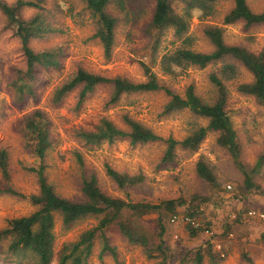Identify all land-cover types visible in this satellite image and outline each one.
<instances>
[{
    "label": "rangeland",
    "instance_id": "374dc122",
    "mask_svg": "<svg viewBox=\"0 0 264 264\" xmlns=\"http://www.w3.org/2000/svg\"><path fill=\"white\" fill-rule=\"evenodd\" d=\"M2 1L13 4L16 0ZM170 1L173 12L183 16L187 27L181 35L176 34L172 26L164 29L157 37L159 46L153 53L156 36L150 22L156 0H109L106 9L116 18L110 57L104 56L101 43L92 36L96 17L82 0H45L42 10L21 8L19 15L22 18H30L39 12L45 21L61 28V31L29 41V46L35 50L63 48L60 66L36 68L33 80L22 74L26 62L20 39L15 34V27L0 10V149L7 152L9 173L4 180L0 172V187H11L18 192L0 193V229L7 226L9 219L27 215L38 208L29 196L38 192V177L30 168L37 167L39 162L33 153L31 139L25 134L24 122L30 113L39 109L49 119L52 139L43 160L44 174L59 195L74 201L83 200L82 181L95 174L100 189L111 197L150 204L175 201L174 212L165 207L140 215L123 210L105 227L104 232L115 247L120 264H197V250L203 252L202 264H210L207 248L213 246L211 241L216 239L225 250L224 257L221 256L223 264H249V261L264 264V237L257 236L264 234V220L244 216L249 209L264 212V105L237 89L239 84L251 82L252 74L239 60L231 57L201 68L177 69L173 75L163 73L158 65L162 53L174 49L186 38L190 40L191 49L212 51L214 46L204 32L207 26L220 27L226 44L239 45L257 53L264 48V22L246 25L243 20H237L224 23V16L233 7L232 0L209 3L212 12L208 15L190 8V0ZM246 2L254 12L264 10V0ZM142 62L148 64L171 90L183 94L188 85H193L195 93L208 103L217 96L216 85L210 76L218 74L224 64L234 65L235 77L223 82L227 91L225 109L239 145L236 160L217 143L218 132L209 130L196 149L177 145L172 160L162 161L166 138L179 141L208 122L187 108L165 113L164 105L169 97L162 90L123 93L117 101L111 102V83L95 85L82 99L79 97L82 85H77L59 101L54 100L55 90L71 79L78 69L138 82L145 79ZM23 84H31L34 94L20 97L16 87ZM124 115L139 121L161 139L132 145L128 138H118L111 143L103 141L94 145L84 143L77 134L79 130L93 129L103 117L126 129ZM76 154L81 155L82 163ZM258 159L260 163L256 166ZM199 160L212 171L214 183L197 174ZM106 164L122 173L141 174L143 178L134 185L120 188L106 174ZM245 172L251 174L252 185L246 182ZM227 184L231 189L226 188ZM107 212L85 215L68 225L63 223L59 212H54L52 264H57L65 244L78 240L82 231L95 228ZM189 212L210 226L211 236L202 232L190 235L186 225L170 221L171 213L184 215ZM159 218L164 230H161ZM122 219L135 220L149 235L152 256H147L141 245L129 242L120 232L118 221ZM11 240L9 236L0 239V264H33L32 260L8 251ZM101 247L102 238L97 231L88 264H116L111 254H100Z\"/></svg>",
    "mask_w": 264,
    "mask_h": 264
},
{
    "label": "trees",
    "instance_id": "16d2710c",
    "mask_svg": "<svg viewBox=\"0 0 264 264\" xmlns=\"http://www.w3.org/2000/svg\"><path fill=\"white\" fill-rule=\"evenodd\" d=\"M44 1L16 0L15 3L8 4L0 0V10L7 17L8 22L15 27V34L20 39L26 62V69L22 74L29 80L34 79V72L38 67H59L61 63L60 58L63 55V48L61 46L49 47L42 50H35L29 46V41L33 38H41L47 34L61 31V28L52 26L50 22L45 21L39 12L27 19L19 15V11L24 7L42 10L44 8ZM82 1L90 13L96 17V29L92 36L97 38L101 43L104 56L110 57L114 43L116 18L106 9L109 0ZM213 1L215 0H190L188 5L190 8L198 9L204 15H208L212 12L209 3ZM232 1L233 7L224 16V23L243 20L246 25H251L264 22V10L261 12L252 11L246 0ZM169 26L174 28L176 34L181 35L187 27V22L183 16L173 12L170 0H156L150 22V28L156 36L153 42V53L157 51V47L159 46L157 37ZM204 32L214 46L212 51H195L190 48V40L186 38L180 45L174 49L165 51L159 56L158 65L161 71L165 74L173 75L177 72V69H184L188 66L201 68L225 57L235 58L242 63L253 77L251 82L239 84L237 86L238 91L252 95L258 103L264 105V48L254 53L239 45L226 44L222 37V29L217 26H207ZM141 65L145 79L138 82H133L122 77H107L85 69H78L71 79L62 83L55 90L54 100L59 101L77 85H82L79 93V97L82 99L95 85L111 83V102L117 101L123 93L162 90L169 97L164 105L163 111L165 113L187 108L191 112L205 117L208 121L206 126H199L179 141L172 137L166 138V149L162 161L172 160L177 145L190 150L196 149L209 130L217 131V143L225 147L235 160L238 158L239 145L236 130L225 109L227 91L223 82L235 77L236 70L233 64H224L218 72L220 76L214 73L210 76L211 81H213L217 88V96L212 103L204 102L195 93L193 85H188L183 94L176 93L158 79L148 64L142 62ZM16 90L20 93V97H23L24 94H34L31 84L17 85ZM123 121L127 126L126 129L117 127L112 121L103 117L93 129L79 130L77 134L84 143L94 145L103 141L111 143L118 138H128L132 145L145 144L161 139L151 129L128 115L123 116ZM24 130L28 139L32 141L33 153L39 162L37 167L30 168L38 177V192L29 196L30 201L38 205V208L27 215L9 219L7 226L0 229V239L6 236L12 238L8 245V251L13 255L32 260L33 264H52L54 212H59L63 223L68 225L82 216L109 211L95 228L82 231L78 240L64 245L62 252L58 256L57 264H66L68 261L71 264H88L87 259L91 253L93 240L97 231H100V237L102 238L100 254L109 253L116 260V264H120L116 258L115 247L110 244L104 229L121 211L128 210L139 215L158 211L162 207L167 208L171 212L175 211V201L173 200H167L161 204H150L111 197L100 189L95 174H90L82 181L81 191L84 195L83 200L74 201L59 195L55 192L52 184L47 181L44 174L45 166L43 160L47 150L52 145L49 119L44 112L36 109L25 118ZM76 156L78 161L82 163L81 155L76 154ZM259 163L260 160L258 159L256 166ZM196 170L202 179L210 183L215 182L212 171L202 160L197 162ZM105 171L120 188L134 185L143 178L141 174L129 175L119 172L108 164L105 165ZM0 172L2 178L6 180L9 173L7 152L3 148L0 149ZM244 175L246 182L252 185L251 174L245 172ZM0 193L18 194L11 187H0ZM172 215L173 213H171ZM187 215L196 217L192 212H189ZM159 225L162 228L161 230H164L161 218H159ZM186 226L187 232L190 235H195L199 232V229ZM118 227L129 242L141 245L145 249L146 255L152 256L149 235L138 226L135 220H119ZM211 243L213 242L211 241ZM207 255L210 259V264H221V257L213 251L212 245L208 246ZM202 260L203 252L197 251L195 256L196 263L202 264Z\"/></svg>",
    "mask_w": 264,
    "mask_h": 264
},
{
    "label": "built area",
    "instance_id": "2783aa9c",
    "mask_svg": "<svg viewBox=\"0 0 264 264\" xmlns=\"http://www.w3.org/2000/svg\"><path fill=\"white\" fill-rule=\"evenodd\" d=\"M227 189H231V185H226ZM247 216L249 217H256L258 219L264 220V212L262 211H256L254 209H249L246 212ZM170 221L172 223L181 222L183 225H188L193 228L199 229V232H202L208 236L212 235V229L210 226L205 225L202 221H200L198 218L184 214V215H177L173 214ZM214 243V241H212ZM215 248L220 252V256H224V252L222 251V246L219 242L214 243Z\"/></svg>",
    "mask_w": 264,
    "mask_h": 264
},
{
    "label": "crops",
    "instance_id": "0c3cea01",
    "mask_svg": "<svg viewBox=\"0 0 264 264\" xmlns=\"http://www.w3.org/2000/svg\"><path fill=\"white\" fill-rule=\"evenodd\" d=\"M262 212H263V211H262ZM245 215L247 216V214H244V216H245ZM247 217H248V218H253V219H258V218H256V217H249V216H247ZM258 220H261V219H258ZM254 235L256 236L257 234H254ZM257 236H259V237H262V236H263V237H264V234L260 233V234H258ZM215 239H216V238H215ZM215 242H219V240L216 239V240L214 241V243H215ZM213 247L215 248L214 244H213ZM214 248H213V250H214ZM216 250H217V249L215 248V252H216V253L218 252L219 255H220V252H219L218 250H217V251H216ZM197 251H198V250H197ZM197 251H196V253H197ZM222 251L225 252V250H223V247H222ZM196 253H195V256H196ZM224 255H225V254H224ZM220 257H221V256H220ZM223 257H224V256H223ZM221 264H223V261H221ZM249 264H253V262L249 261Z\"/></svg>",
    "mask_w": 264,
    "mask_h": 264
}]
</instances>
